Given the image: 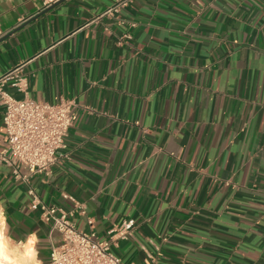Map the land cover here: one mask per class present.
Returning <instances> with one entry per match:
<instances>
[{
    "label": "crops",
    "instance_id": "obj_1",
    "mask_svg": "<svg viewBox=\"0 0 264 264\" xmlns=\"http://www.w3.org/2000/svg\"><path fill=\"white\" fill-rule=\"evenodd\" d=\"M115 1L0 0L1 89L74 103L65 157L30 187L101 240L132 221L123 264H264V0ZM31 199L0 163L12 236L36 232L48 264Z\"/></svg>",
    "mask_w": 264,
    "mask_h": 264
},
{
    "label": "built area",
    "instance_id": "obj_2",
    "mask_svg": "<svg viewBox=\"0 0 264 264\" xmlns=\"http://www.w3.org/2000/svg\"><path fill=\"white\" fill-rule=\"evenodd\" d=\"M58 1L42 0L43 7ZM128 1L116 0L109 11L126 6ZM13 74L14 70L6 73L0 81L8 80ZM17 85L25 89L22 79H18ZM0 101L4 109V146L0 150V163L11 170L15 180L28 186L31 208L39 209L50 233L58 235V241L50 242L48 264H123L112 251L113 237L125 239L130 235L132 221L113 230L109 240H101L93 232L77 230L70 221L71 212L45 205L30 187L33 176L45 173L65 157L68 130L75 119L73 101L60 99L49 103L28 97L16 99L1 86ZM145 264H156V257L147 253Z\"/></svg>",
    "mask_w": 264,
    "mask_h": 264
},
{
    "label": "clouds",
    "instance_id": "obj_3",
    "mask_svg": "<svg viewBox=\"0 0 264 264\" xmlns=\"http://www.w3.org/2000/svg\"><path fill=\"white\" fill-rule=\"evenodd\" d=\"M38 242L36 232H30L22 239L12 236L5 204L0 201V264H42L38 258Z\"/></svg>",
    "mask_w": 264,
    "mask_h": 264
},
{
    "label": "water",
    "instance_id": "obj_4",
    "mask_svg": "<svg viewBox=\"0 0 264 264\" xmlns=\"http://www.w3.org/2000/svg\"><path fill=\"white\" fill-rule=\"evenodd\" d=\"M61 1H63V0H60V1L56 2V3H54L53 5L49 6V8H52L53 6L57 5V4L60 3ZM1 40H2V39H0V41H1Z\"/></svg>",
    "mask_w": 264,
    "mask_h": 264
}]
</instances>
